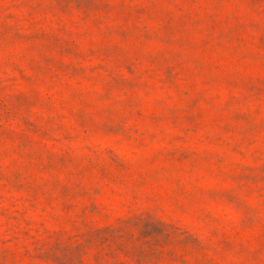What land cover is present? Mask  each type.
<instances>
[{
  "label": "rangeland",
  "instance_id": "1",
  "mask_svg": "<svg viewBox=\"0 0 264 264\" xmlns=\"http://www.w3.org/2000/svg\"><path fill=\"white\" fill-rule=\"evenodd\" d=\"M0 264H264V0H0Z\"/></svg>",
  "mask_w": 264,
  "mask_h": 264
}]
</instances>
